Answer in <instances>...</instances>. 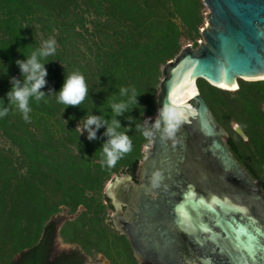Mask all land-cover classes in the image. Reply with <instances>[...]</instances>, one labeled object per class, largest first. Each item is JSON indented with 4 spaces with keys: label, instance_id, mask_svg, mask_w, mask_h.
<instances>
[{
    "label": "trees",
    "instance_id": "16d2710c",
    "mask_svg": "<svg viewBox=\"0 0 264 264\" xmlns=\"http://www.w3.org/2000/svg\"><path fill=\"white\" fill-rule=\"evenodd\" d=\"M207 13L203 0H0V99L9 107L0 118V264H104L88 262L99 255L138 264L113 225L105 188L117 175L136 174L151 144L142 135L146 120L159 114L163 68L188 44L199 45ZM49 38L56 54L44 64L45 99L30 100L25 121L6 94L13 78L24 82L17 60ZM73 71L84 75L88 95L65 106L56 97ZM198 86L234 156L264 188V80H240L237 90L204 79ZM133 90L136 103L115 114L111 103L128 102ZM88 115L101 118L99 128L90 126L92 139L83 127ZM113 119L132 150L109 167L102 147ZM64 209L71 218L59 216ZM58 237L75 248L58 251Z\"/></svg>",
    "mask_w": 264,
    "mask_h": 264
},
{
    "label": "water",
    "instance_id": "95a60500",
    "mask_svg": "<svg viewBox=\"0 0 264 264\" xmlns=\"http://www.w3.org/2000/svg\"><path fill=\"white\" fill-rule=\"evenodd\" d=\"M203 1V39L163 68L158 105L176 111L174 136L162 138L153 127L159 114L149 117L156 134L136 179L117 175L105 188L113 225L140 264H264V188L234 156L198 86L264 80V0Z\"/></svg>",
    "mask_w": 264,
    "mask_h": 264
},
{
    "label": "clouds",
    "instance_id": "9594fccd",
    "mask_svg": "<svg viewBox=\"0 0 264 264\" xmlns=\"http://www.w3.org/2000/svg\"><path fill=\"white\" fill-rule=\"evenodd\" d=\"M56 54V41L54 38H49L42 41L41 45L34 49L26 60H17L21 72L24 76V82L13 78V82L9 92L6 94L11 105H14L23 116L25 121L30 120L29 113L31 112L30 100L40 102L45 99V93L40 89L45 85V77L47 69L44 64L48 57ZM127 88H121V94H125ZM57 102L65 106L80 105L88 95V86L84 75L79 71H73L67 76L61 88L57 93ZM138 93L133 90V94L129 97V101L112 102L111 107L115 114H121L127 107L128 103H136V96ZM45 102H47L45 100ZM9 107L3 105V100L0 99V118L8 115ZM159 119L153 125L156 133H159L162 138H171L174 136L179 119L177 113L173 108L167 105L159 111ZM101 118L93 115H88L84 121L83 127L89 129V139L95 138V130L91 129V125H96L99 128ZM107 123V121H104ZM121 127L118 120L113 119L111 125L107 127V135L109 140L103 145L102 153L105 163L111 167L114 166L118 159L125 153L132 150V142L126 132H118L117 129ZM82 131V129H80ZM151 129L145 128L142 135L151 140L155 134ZM159 172L155 174V178L159 177ZM154 178V182H155Z\"/></svg>",
    "mask_w": 264,
    "mask_h": 264
},
{
    "label": "rangeland",
    "instance_id": "374dc122",
    "mask_svg": "<svg viewBox=\"0 0 264 264\" xmlns=\"http://www.w3.org/2000/svg\"><path fill=\"white\" fill-rule=\"evenodd\" d=\"M207 12H209V9L208 8H207ZM206 23H207V21H206ZM206 23H205V25H206ZM202 39H200V40H202ZM200 40H199V42H200ZM110 215L112 217L113 213L111 212ZM59 216L65 219V218H71L72 217V214H70L67 209H64L60 213ZM57 243H58V246H59V248L61 250H69V249L75 248V245H71V244H68V243H64L61 237H58L57 238ZM94 261H100V262H102L104 264H110L109 260H107L106 258H104V256H102V255H99L96 260L95 259H92V258H89L88 259V262L89 263H92Z\"/></svg>",
    "mask_w": 264,
    "mask_h": 264
},
{
    "label": "flooded vegetation",
    "instance_id": "af4514ba",
    "mask_svg": "<svg viewBox=\"0 0 264 264\" xmlns=\"http://www.w3.org/2000/svg\"><path fill=\"white\" fill-rule=\"evenodd\" d=\"M152 145V143L149 145V146H151ZM137 173H138V170H137V172H136V174L135 175H132V174H129V173H124V174H120V175H131L134 179H136V177H137ZM112 180H114V178L112 179ZM256 180V179H255ZM125 209H126V207H125ZM115 210V209H114ZM131 244V243H130ZM132 247V246H131ZM132 252H133V249H132ZM134 256V255H133ZM136 259V258H135ZM137 261V260H136ZM138 262V261H137ZM138 264H140L139 262H138Z\"/></svg>",
    "mask_w": 264,
    "mask_h": 264
},
{
    "label": "built area",
    "instance_id": "2783aa9c",
    "mask_svg": "<svg viewBox=\"0 0 264 264\" xmlns=\"http://www.w3.org/2000/svg\"><path fill=\"white\" fill-rule=\"evenodd\" d=\"M201 41V40H200Z\"/></svg>",
    "mask_w": 264,
    "mask_h": 264
}]
</instances>
